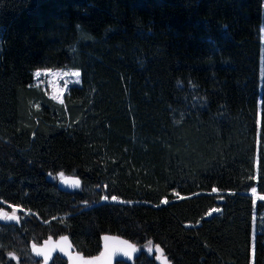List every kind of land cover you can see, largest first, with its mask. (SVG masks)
<instances>
[{"label": "trees", "instance_id": "trees-1", "mask_svg": "<svg viewBox=\"0 0 264 264\" xmlns=\"http://www.w3.org/2000/svg\"><path fill=\"white\" fill-rule=\"evenodd\" d=\"M263 27L264 0H0V214H20L0 264L64 234L93 256L106 233L173 264H264ZM57 68L81 73L63 102L33 84Z\"/></svg>", "mask_w": 264, "mask_h": 264}, {"label": "water", "instance_id": "water-1", "mask_svg": "<svg viewBox=\"0 0 264 264\" xmlns=\"http://www.w3.org/2000/svg\"><path fill=\"white\" fill-rule=\"evenodd\" d=\"M77 181V179L75 178H66L64 179L61 183H60V187L63 189H74L77 188L78 186H76L73 182ZM12 216V215H10ZM8 216V217H10ZM17 217V216H16ZM7 222H17L18 221V217L17 219H8L6 218ZM62 237H67V240H62ZM108 237L107 240H105L104 238ZM122 241H126L128 244H132L135 246L136 251L133 252L131 249L127 248L126 244L121 243ZM105 245H108L109 249H124L126 251H128L130 253V256H124L122 253H117V255H115L112 260H111V264H117L118 262H133L135 261L138 256H139V248L138 245L131 241L128 238H125L123 236L117 235V234H103L101 237V250L98 254L93 255V256H88L85 255L84 252L78 251L70 237L69 234H64L61 235L57 238L54 237H49L48 239L44 240L41 244H37L35 245L36 248L38 249H42L45 253L49 252V250H52L50 253V258L48 259L47 263L51 262L56 256H60L62 259H64L67 264H73V260L69 259L68 255H65L64 252L60 251V248L63 247L65 249V251H67L71 257H73V259H75L76 264H84V261H89L90 264H107V260H96V257L100 256L101 252H104L105 250ZM32 252L33 255L35 256V258L37 260H42L44 261V256H38L36 255L35 250L32 248ZM78 257H83V260L78 259ZM173 264L169 261V259L162 255L159 258V264Z\"/></svg>", "mask_w": 264, "mask_h": 264}, {"label": "rangeland", "instance_id": "rangeland-1", "mask_svg": "<svg viewBox=\"0 0 264 264\" xmlns=\"http://www.w3.org/2000/svg\"><path fill=\"white\" fill-rule=\"evenodd\" d=\"M262 32L264 36V27L262 28ZM75 72H78L79 76L73 75V73ZM37 73H40V75L37 76L36 75ZM80 83H81V73L78 69H72V68L38 69L34 72V81H33L34 86L41 88L50 98L56 100L57 102H63L64 96L67 93V91L70 89V87L74 85H79ZM60 174H58L57 176H52L51 179L57 180L60 184L64 179L70 178V176L64 173H63V177H61ZM252 190L253 189L249 191V194L253 196L254 201L257 205L258 204L261 205L258 212L261 213V218L264 219V194H260L256 190L255 192H253ZM105 201H108V199H105ZM110 201L122 203V200H120L119 198H117L116 200L111 199ZM213 209H216V211H212ZM213 209L210 211L209 216L219 214L221 211L220 208L218 207H215ZM13 214L17 217H20L19 210L17 208H14L11 212H8L6 215H3L1 213L0 218L6 220L8 216ZM147 245L148 244L138 247L139 255L140 253H142L144 256L153 257L158 261L159 264V258L163 254L161 255L160 252H157L156 251L157 247L155 246H152V252L149 253L146 247ZM37 264H45V262L42 261ZM251 264H253V260Z\"/></svg>", "mask_w": 264, "mask_h": 264}, {"label": "snow or ice", "instance_id": "snow-or-ice-1", "mask_svg": "<svg viewBox=\"0 0 264 264\" xmlns=\"http://www.w3.org/2000/svg\"><path fill=\"white\" fill-rule=\"evenodd\" d=\"M36 75L39 76L40 73H37ZM73 75H75V76H79V73H78V72H75V73H73ZM60 175H61V177H63V173H61ZM73 183H74L76 186L79 185V181H78V180H77V181H74ZM252 191L255 192V188H253ZM104 199H108V197H105ZM111 199H112V200H116L117 198H116L115 196H113V197H111ZM165 203H167V201H165ZM212 211H216V209H213ZM3 215H6V214H3ZM7 218H8V219H17V217H16L14 214H13L12 216H10V217H7ZM61 239H62V240H67V237H62ZM104 239L107 240L108 237H105ZM121 243L126 244V245H127V248H128V249H131L133 252L136 251V248H135L134 245H132V244H128L126 241H122ZM146 247H147L148 252L151 253V252H152V245H151V242H149V244H148ZM33 249L35 250L36 255H38V256H41V255L44 256V262H45V264H47V261H48V259L50 258V253H51V251L54 250V249H52V250H49V252L45 253L42 249H38V248H36L35 245H33ZM60 251H61V252H64L65 255H68V256H69V259H70V260H73V264H76L75 259H73V257H71V255H70L67 251H65V249H64L63 247L60 248ZM156 251H157V252H160L161 255L163 254V253H162V250L159 249L158 246H157V248H156ZM117 253H122V254H123L124 256H126V257H127V256H130V253H129L128 251L124 250V249H109L108 245H105V250H104V252H101V253H100V256L96 257V260L99 261V260H104V259H106V260H107V264H111V260H112V258H113L115 255H117ZM10 255H12V254H10ZM13 258L15 259L14 256H13ZM57 259L59 260V259H62V258H61V257H58ZM78 259L83 260V257H78ZM84 264H90V262H89V261H84ZM165 264H166V261H165Z\"/></svg>", "mask_w": 264, "mask_h": 264}]
</instances>
